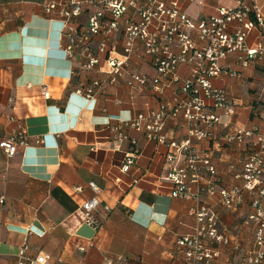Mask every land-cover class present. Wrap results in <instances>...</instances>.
<instances>
[{
    "label": "crops",
    "instance_id": "0c3cea01",
    "mask_svg": "<svg viewBox=\"0 0 264 264\" xmlns=\"http://www.w3.org/2000/svg\"><path fill=\"white\" fill-rule=\"evenodd\" d=\"M50 1L0 0V141L13 137L19 127L29 135V144L18 145L12 157L0 148V264H18L25 245L31 259L49 256L46 264H104L107 258L115 264H180L176 243L195 232L197 222L189 211L200 204L216 211L220 229L229 233L232 245L240 246L237 251L219 246L217 264H248L255 248L254 232L243 224L251 213L248 197L233 209L206 194L175 198L168 175L184 167L185 156L168 160L175 152L148 141L143 130L125 128L128 140L113 138L111 128L121 121L172 102L181 82L158 93L133 87L127 74L105 86L96 100L85 99L77 90L92 79L106 80L108 68L83 69L80 61L62 51V22L43 10ZM258 3L264 14V0ZM181 5L199 22L220 6L233 5V0H182ZM255 36L249 38L250 45ZM222 65L241 73L238 80H213L228 91L236 108V115L224 121L264 129V64L242 69L230 55ZM134 71L157 76L148 60L134 64L130 72ZM189 75L190 67L181 65L179 78ZM44 86L50 91L48 100ZM226 132L216 126L212 139L192 138V147L210 151L223 184L231 186L252 147L227 144ZM164 133L170 140L185 141L188 124L182 117L170 118ZM38 138L45 145L37 144ZM135 147L140 154L124 172L127 155ZM94 197L111 209L103 211L99 228L88 225L81 212Z\"/></svg>",
    "mask_w": 264,
    "mask_h": 264
},
{
    "label": "built area",
    "instance_id": "2783aa9c",
    "mask_svg": "<svg viewBox=\"0 0 264 264\" xmlns=\"http://www.w3.org/2000/svg\"><path fill=\"white\" fill-rule=\"evenodd\" d=\"M182 0H51L43 10L53 20L62 22L61 49L70 59L82 63L83 69L101 71L106 66V80L92 79L77 90L87 100H96L107 85H115L119 78L129 75L137 89H152L162 93L172 83L181 82V91L172 102H162L157 109L138 113L112 127L114 140H128L125 128L143 130L148 141L165 146L175 152L168 160L186 157L184 167L174 169L168 179L174 184L175 198H198L202 194L217 197V204L233 209L246 197L250 200L251 213L243 224L251 228L255 236V248L247 257L248 264L264 262V129L255 126L245 128L231 121L236 108L226 89L216 87L213 80L240 79L241 73L224 67L222 61L235 55L236 64L242 69L264 64V14L258 0H233L231 6H220L216 13L194 22L184 11ZM256 34L253 43L249 38ZM200 43V45L198 44ZM148 60L157 76L148 78L139 72H130L134 64ZM181 65L190 67L185 80L178 76ZM264 91V89H263ZM45 99L50 91L44 86ZM220 111V114H219ZM182 117L188 124L189 138L177 142L164 133L170 118ZM221 126L227 130V144H250L252 151L235 173V183L225 186L210 151L192 147V138L212 139L213 129ZM37 144L45 145L43 138ZM29 135L19 127L15 135L0 141V148L9 157L15 155L18 145L27 146ZM136 145V141L131 140ZM140 154L133 148L123 166L129 172ZM199 186L192 191L193 186ZM95 191L97 187L92 186ZM2 202V201H1ZM107 205L94 197L81 207L85 222L99 228ZM197 222L193 234L180 238L176 246L182 253L180 264H217L219 246L239 250L232 245V237L219 227L216 211L204 204L189 211ZM25 245L18 253V264H46L47 255L35 259L26 256ZM83 250V249H82ZM121 258H117L120 260ZM104 264H115L107 258Z\"/></svg>",
    "mask_w": 264,
    "mask_h": 264
}]
</instances>
